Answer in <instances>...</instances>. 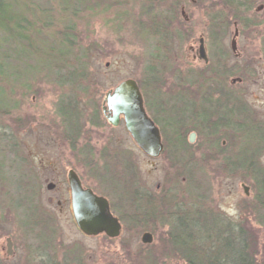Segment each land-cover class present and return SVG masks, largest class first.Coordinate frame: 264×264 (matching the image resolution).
<instances>
[{"label": "rangeland", "instance_id": "rangeland-1", "mask_svg": "<svg viewBox=\"0 0 264 264\" xmlns=\"http://www.w3.org/2000/svg\"><path fill=\"white\" fill-rule=\"evenodd\" d=\"M12 1L6 2L11 5ZM18 1V11L25 12L34 23V30L27 31L33 47H19L22 57L8 61L0 49L5 70L0 73V264H188L168 239L176 225V218L169 213L175 206L190 209L188 172L179 171L175 176L171 141L167 152L151 158L123 120L116 126L109 123L102 111L105 95L119 82L134 78L143 83L145 102L149 96L152 103L159 92L162 103L169 99L173 112L178 83L197 91L196 83L202 84L201 78L207 75L204 62L194 61L190 48L198 49L203 37L211 57L215 56V42L231 49L238 29V47L254 74H239L243 80L236 84H231L230 76H218L217 82L237 91L244 108L252 112L253 123L256 119L264 123V0H257L249 13L257 24L247 26L236 19L238 16L231 13L224 0H81L78 4L76 0H15L16 6ZM177 5L178 13L172 14L171 9ZM14 9L6 6L5 10L8 14ZM160 11L172 21V46L166 59L154 61L159 73V88L155 89L149 83L147 67L159 42V35L150 31V21L159 18ZM3 14L0 12V22L6 23ZM15 32L17 35L20 30L16 27ZM62 33L70 40V58L78 55L87 67L88 78L69 82L72 68L67 62L58 64V60L46 58L51 50L56 55L63 48L59 40ZM7 36L9 32L0 27V44L4 47ZM193 79L196 85L191 84ZM71 97L79 101L82 138L78 149L69 142L67 122L59 112L61 102ZM187 121L191 125L186 124L182 132L188 142L197 124L189 118ZM167 131L172 134V129ZM243 133L253 134L250 124ZM228 136L218 134L216 146L213 140L205 145L203 136L194 146L184 148L180 143L178 168L190 167L185 165L189 156L203 165L204 171L197 173L202 187L196 200L207 194L209 186L211 215L218 211L227 220L242 223L249 232L251 254L257 264H264V203L257 199L260 187L252 173L254 167L264 172V145L255 160L245 162L239 176H229L220 161L235 149L231 146L240 143L231 139L229 147H223L222 140ZM90 142L97 154L89 152ZM201 158L207 159L206 163ZM71 168L86 186L109 197L117 216L122 212L128 215L121 220L120 236H86L79 229L71 207ZM174 177H178L177 200L182 203L175 204L169 197L165 200L171 204L163 206L159 204L158 186H166L171 193ZM242 184L249 187V195ZM150 200L158 205L156 212L146 209L140 219L133 218L135 211L148 206ZM204 207L197 203L195 209ZM33 212L43 225L35 222ZM145 232L153 234L151 243L142 241ZM8 237L13 241L12 255L7 253Z\"/></svg>", "mask_w": 264, "mask_h": 264}, {"label": "trees", "instance_id": "trees-1", "mask_svg": "<svg viewBox=\"0 0 264 264\" xmlns=\"http://www.w3.org/2000/svg\"><path fill=\"white\" fill-rule=\"evenodd\" d=\"M7 0H0V12L4 13L1 15L6 18L7 22H0V27L9 32L10 37L7 36L4 39L6 47L0 44L1 52L3 53L4 59H15L14 57L21 58L19 55L18 48L26 49L29 47H33L32 38L27 31L34 30V23H32L27 16H25V12H19L18 9L21 6L19 1L17 2V6L15 4V0L12 1V4L9 5ZM66 3H70L72 0H63ZM81 0H76V2ZM225 5L231 9V13H234L236 19L245 26L257 24L253 19L249 17V13L254 9L257 0H224ZM77 2V4H78ZM6 6L14 9L10 13H6ZM28 7V6H27ZM179 5L175 8L171 9L172 14H177ZM239 13V14H238ZM12 24V27L10 26ZM20 30V32L16 35L15 29L16 27ZM172 21L168 17V15L164 14V12H159V18L155 17L150 21V31L152 34L159 37V42L155 45L153 52L151 53L152 63L147 67V73L149 75L150 84L154 85V88H159V73L157 70V63L154 61L159 59H166L171 52L172 46ZM62 43L63 48L56 54L51 50V53H48L46 58H50L53 60H58V64L62 62H67L72 70V77L68 79L69 82H77L80 81L81 78L87 77V67L82 64L77 56H69L70 49L69 37L64 33L59 38ZM7 52H11L7 53ZM11 61V60H10ZM9 61V62H10ZM161 61V60H160ZM159 64L163 61L160 62ZM157 62V61H156ZM66 65V63H64ZM4 64L0 62V73L3 71ZM62 65H59V67ZM5 72V70L3 71ZM87 75V76H86ZM141 89L143 88V83L138 81ZM146 95H148L146 93ZM159 96V92L157 93ZM154 95L153 102L147 96L146 107L157 125L161 126L162 135L164 139H166L165 150L168 151V148L172 143L169 144L172 135H183V129L178 128V123L175 120L172 114V107H170V101L166 103L164 102L163 97H158ZM69 98L68 100L62 101L60 105L59 112L63 116V118L67 122V137L71 140V144L75 145L76 137L81 131L80 116L78 110V100ZM156 99V100H155ZM154 104V105H153ZM154 106V107H153ZM156 107V108H155ZM2 107H0L1 109ZM160 114L162 118L159 117ZM168 129H172V134L169 135L167 132ZM257 151L255 145L249 141L244 143V152L245 154L248 152ZM245 160L247 157H244ZM252 170V169H251ZM255 180L257 181L258 194L257 199L260 203H264V172L257 167H254L252 170ZM163 200V201H162ZM153 201V202H152ZM155 200H150V204L145 208L137 209L136 214L133 215V218L140 219L143 211L148 212L152 210L153 213L156 212L157 206L154 202ZM159 204L170 205L171 202L166 201L164 198L159 197ZM181 205V203H178ZM183 206V205H182ZM114 207V206H113ZM168 207V206H167ZM117 211V208L114 207ZM179 209V208H178ZM170 212V216L176 218V225L172 226L171 230L168 234L169 243L171 248L178 254L182 260L187 262L188 264H257L254 259V256L251 254L252 245L249 241V232L247 229L242 226L236 224L235 221H229L225 219L224 215L217 216V214L208 215L203 208H198L196 211L191 209L185 210L181 207L179 210ZM144 212V213H145ZM147 212V213H148ZM35 212H33L34 214ZM126 213H119V217L121 220H125L128 218ZM128 214V213H127ZM43 216V215H42ZM35 222H40L42 225L44 224L40 219V216H37L35 213ZM43 220V218H41ZM254 246V245H253ZM82 264V263H78Z\"/></svg>", "mask_w": 264, "mask_h": 264}, {"label": "flooded vegetation", "instance_id": "flooded-vegetation-1", "mask_svg": "<svg viewBox=\"0 0 264 264\" xmlns=\"http://www.w3.org/2000/svg\"><path fill=\"white\" fill-rule=\"evenodd\" d=\"M221 44L222 43L220 41L215 42V45H213V53H215V56L212 57L210 55L209 49L203 37H201L200 39V46L198 49H195L194 47L190 48L193 53L192 55L193 60L204 62V66H206L205 68L207 75H205L206 77L204 76L203 78H201L203 81L202 84L196 83L199 85L198 86L199 89L197 91H195L191 87L189 88L183 87L182 82L178 83L177 91L174 94V106H173L172 114L178 123V128L176 130H179V128H184L186 124L190 126L191 123L187 121L188 118L189 121L193 120L191 122L196 123L197 126H193L194 127L193 130L189 133L188 142L186 140V134L172 135L171 138H169V140L174 144L173 158L176 159L175 176L178 175L179 171L183 173L184 170L187 171L189 175L187 186L190 195V200H189L190 209L196 211L195 206L197 205V203H200L205 206L203 209L206 211L208 215H211L212 213L210 211L211 203L209 201L210 190H211L210 187L209 186L207 187L208 190L207 194L204 195L201 194V197L198 199L199 201L196 200L197 190H200L202 187V184L198 182L197 173L204 171L203 165L202 164L197 165L196 163L197 161L195 160V158L193 156H189V160L187 161V163H185V165H189L190 167L187 169L184 168L183 170L178 168L179 144L183 143L185 148V146L193 145V143H195L198 137L203 136L202 138L203 141H205L204 143L205 145L207 141L213 140L214 146H216L218 144V138H217L218 134H220V136H223L224 134L227 136L228 135L232 136L230 138L228 136L229 139L224 138L222 140V146L224 145L223 147L225 146L229 147L228 144L231 141V139L232 140L235 139V141L239 142L240 144L239 145L235 144L236 146L235 145L231 146V148L235 147V149L231 150L228 153H225L220 161L222 163L221 166L222 169L225 170L229 176H234V175L239 176L245 167V162L249 163L250 159L255 160V158L260 155V151H261L260 146L262 147V145H264V123H262L258 119H256V121L253 123L252 122L253 114L249 110V108H244V101H242V98L239 97L237 91L232 92L226 89V86L223 85L221 82H217L219 78L218 76L220 77L230 76L231 84L242 82L243 78L239 74L241 75L243 73L250 75L254 74L253 66L249 61H245L244 54L239 49L237 41L235 43L233 42V40L231 41V45H230L231 49H225L224 46ZM202 52L205 53V57L203 56ZM189 76L191 75L189 74ZM195 80L193 79L191 81V84L196 85L194 83ZM102 111L104 113L105 118L108 120V116H111V111L109 110H107L106 112L104 111V102H103ZM121 120H123V116H121ZM249 124L253 130V134L251 135L243 133V128L244 127L247 128ZM159 128L161 130L160 125ZM199 129H203L207 131L201 132V130ZM81 138L82 137L80 131L78 136L76 137V142H75L76 149H78L80 146ZM162 140L165 148L166 140L163 137ZM244 141L245 142L249 141L253 143L257 151L248 152L245 154ZM69 142L71 143L70 139ZM90 144L91 147L89 152L97 154L98 151L96 150L95 146L92 144V142H90ZM245 156L247 157L246 160L244 158ZM201 161L203 163H206L207 159L201 158ZM79 177L82 181L83 186L88 188L89 186H86L84 184L80 175ZM177 179L178 177L177 178L174 177L173 179L174 187L171 190V193L167 188H165L166 186L162 188V185L159 184L158 187H159V191L161 192V193L159 192L160 199L161 198L169 199V197H172L171 202L175 201V204L179 203L178 201L179 199L177 200L179 194ZM242 186L245 189L244 184H242ZM35 188L36 187H34V189ZM204 188H205V184H204ZM92 189L98 195L105 196L109 199L108 196L97 192L94 188ZM245 193L248 195L250 194L249 187L247 188V190L245 189ZM109 201L112 208L111 200L109 199ZM214 212L215 214H217V216L222 215L221 212L218 211H214ZM235 222L238 225L242 224V223L240 224V222L237 220Z\"/></svg>", "mask_w": 264, "mask_h": 264}, {"label": "water", "instance_id": "water-1", "mask_svg": "<svg viewBox=\"0 0 264 264\" xmlns=\"http://www.w3.org/2000/svg\"><path fill=\"white\" fill-rule=\"evenodd\" d=\"M184 13V12H183ZM239 30L236 29L233 42L237 41ZM235 45V44H234ZM203 56L205 57V53ZM111 111L108 120L119 125L123 116L127 130L139 147L150 157H158L164 150V143L159 126L148 113L139 83L134 78L119 82L110 89L104 99V111ZM71 191V207L75 222L87 236L105 234L110 238L120 236L122 223L112 209L107 197L98 195L92 188L83 186L78 173L74 169L68 172ZM247 190V186H244ZM144 243L153 241V234L145 232ZM7 253L13 254V241L7 238Z\"/></svg>", "mask_w": 264, "mask_h": 264}]
</instances>
